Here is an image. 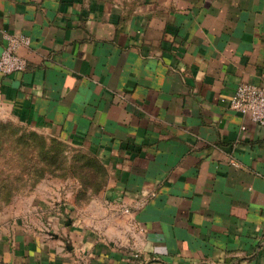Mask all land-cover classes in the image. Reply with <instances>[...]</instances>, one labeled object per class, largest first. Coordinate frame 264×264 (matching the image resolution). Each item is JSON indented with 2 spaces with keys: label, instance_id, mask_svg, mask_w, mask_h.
I'll use <instances>...</instances> for the list:
<instances>
[{
  "label": "crops",
  "instance_id": "1",
  "mask_svg": "<svg viewBox=\"0 0 264 264\" xmlns=\"http://www.w3.org/2000/svg\"><path fill=\"white\" fill-rule=\"evenodd\" d=\"M4 33L30 46L0 120L105 184L0 209V264H264V127L228 107L264 89V0H0Z\"/></svg>",
  "mask_w": 264,
  "mask_h": 264
},
{
  "label": "rangeland",
  "instance_id": "2",
  "mask_svg": "<svg viewBox=\"0 0 264 264\" xmlns=\"http://www.w3.org/2000/svg\"><path fill=\"white\" fill-rule=\"evenodd\" d=\"M62 144L56 156V146L44 134L0 120V209L17 212L40 195L86 202L99 194L104 176L95 162L82 150Z\"/></svg>",
  "mask_w": 264,
  "mask_h": 264
},
{
  "label": "built area",
  "instance_id": "3",
  "mask_svg": "<svg viewBox=\"0 0 264 264\" xmlns=\"http://www.w3.org/2000/svg\"><path fill=\"white\" fill-rule=\"evenodd\" d=\"M4 46L0 53V74L12 76L26 69V61L19 55L20 49L30 46L29 37L22 34H3ZM228 107L231 111L247 117L264 127V89L249 83L239 84L231 96ZM127 212V210H125Z\"/></svg>",
  "mask_w": 264,
  "mask_h": 264
},
{
  "label": "trees",
  "instance_id": "4",
  "mask_svg": "<svg viewBox=\"0 0 264 264\" xmlns=\"http://www.w3.org/2000/svg\"><path fill=\"white\" fill-rule=\"evenodd\" d=\"M56 147H55V153H54V155H56V156H58L59 155V153H60V148H59V146H64L63 144H62V141H60V140H58V139H54V138H48ZM82 155H85V156H87V157H89L92 161H93V163H94V165L96 166V168L98 169V170H100V172H102V175L104 176V183H103V185H102V187H101V189H99L100 191L103 189V186H104V184H105V175H104V171H103V168H102V166L100 165V163L98 162V160L95 158V157H93V156H91V155H89V154H87V153H84V152H82L81 153ZM100 191H99V193H100ZM7 196H8V194H9V192H6L5 193ZM11 194V193H10Z\"/></svg>",
  "mask_w": 264,
  "mask_h": 264
}]
</instances>
